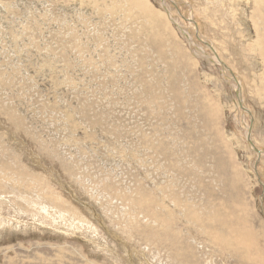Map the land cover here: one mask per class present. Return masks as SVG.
I'll return each instance as SVG.
<instances>
[{
	"label": "rangeland",
	"instance_id": "rangeland-1",
	"mask_svg": "<svg viewBox=\"0 0 264 264\" xmlns=\"http://www.w3.org/2000/svg\"><path fill=\"white\" fill-rule=\"evenodd\" d=\"M146 2L0 0V264H264V0Z\"/></svg>",
	"mask_w": 264,
	"mask_h": 264
},
{
	"label": "bare ground",
	"instance_id": "bare-ground-1",
	"mask_svg": "<svg viewBox=\"0 0 264 264\" xmlns=\"http://www.w3.org/2000/svg\"><path fill=\"white\" fill-rule=\"evenodd\" d=\"M134 1H136L137 2V7L138 8H140L141 10H142V12H145V11H148L149 10V6H148V4H147V2H146V0H134ZM164 1V0H163ZM177 1V0H176ZM149 2V1H148ZM179 2V1H178ZM180 4V3H179ZM157 16H160V15H157ZM214 20V19H213ZM212 24V23H211ZM241 34V33H240ZM187 36H188V33H187ZM189 37V36H188ZM191 43H193L192 41H190ZM210 44V43H209ZM191 45H193V44H191ZM208 46V45H207ZM211 47V46H210ZM222 61V60H221ZM223 63V62H222ZM234 73V72H233ZM232 75V74H231ZM237 79V78H236ZM236 82V81H235ZM238 82V81H237ZM244 105V104H243ZM242 105V106H243ZM244 110V109H243ZM247 111V110H246ZM250 239V238H249ZM249 241H251V240H249ZM249 241H248V243H249ZM121 246V245H120ZM124 247V246H123ZM127 249V248H126ZM133 253V252H132ZM183 256V255H182ZM136 257V256H135Z\"/></svg>",
	"mask_w": 264,
	"mask_h": 264
},
{
	"label": "water",
	"instance_id": "water-1",
	"mask_svg": "<svg viewBox=\"0 0 264 264\" xmlns=\"http://www.w3.org/2000/svg\"><path fill=\"white\" fill-rule=\"evenodd\" d=\"M209 47H210V45H209ZM213 50V49H212ZM225 68H227L226 66H225ZM227 70L229 71V73L230 74H232L231 73V71L227 68ZM232 76V78L236 81V79H235V77L233 76V74L231 75ZM237 84H238V82H236ZM236 94H237V96L240 98V95H239V92L238 91H236ZM242 106V105H241ZM242 109H244V110H247V109H245L243 106H242ZM251 121V125H252V120H250ZM250 130H251V126L248 128V132H247V139H248V141H249V144L251 145V146H253L252 145V143H251V141H250ZM254 148V147H253ZM254 150H255V152L256 153H258L259 154V150L257 149V148H254Z\"/></svg>",
	"mask_w": 264,
	"mask_h": 264
}]
</instances>
